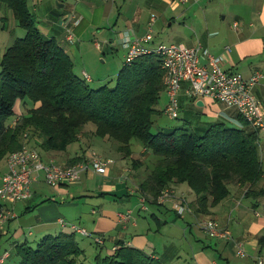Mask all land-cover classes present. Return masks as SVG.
Returning <instances> with one entry per match:
<instances>
[{"label": "crops", "instance_id": "0c3cea01", "mask_svg": "<svg viewBox=\"0 0 264 264\" xmlns=\"http://www.w3.org/2000/svg\"><path fill=\"white\" fill-rule=\"evenodd\" d=\"M28 6L38 29L46 37L56 38L74 61L75 72L83 76L88 74L90 81L93 75L103 80L119 73L128 51L126 39L145 36L155 15L152 39L145 43L146 46L153 48L167 43L191 47L200 43L202 49L222 57L221 65L225 70L239 72L245 77L260 72L262 78L254 92L264 108V0H192L189 3L176 0H28ZM70 12L76 14L77 22L66 17ZM66 26L73 28L78 38L76 43L65 39ZM24 35L25 30L14 12L0 3V59L14 41ZM98 55L109 61L112 69L104 71L97 66ZM188 85L183 81L179 93L180 109L176 120L181 123L156 121L157 131L186 126L202 135L217 122L238 129L246 125L235 107H225L209 97L191 98L186 92ZM85 137L79 138L84 141ZM110 143L92 133L91 149L85 144L76 155L79 162L94 149L112 158L114 161L108 164L105 174L88 169L81 173L80 182L55 187L43 180L33 182L31 197L14 204L17 216L9 221L8 233L0 234V240L11 238L12 246L16 247L29 237L70 232L76 226L102 237L104 243L97 245L105 255H112L126 246L139 249L160 264H264V133H259L258 137L262 168L259 180L254 184H231L230 195L210 206L206 213L195 212L197 195L185 183L173 182L170 188L177 196L187 199L194 213L179 214L173 206L175 199L155 202L147 197L142 203V192L138 191L134 179L129 178L134 172L130 158L111 150ZM133 150L132 157L141 162L150 154L139 144H134ZM59 152L63 151H40L45 162L68 164L73 158ZM6 160L7 157L0 182L7 170ZM43 184L50 189L49 197L36 191V187ZM128 212H131L130 217H120ZM201 218L218 221L231 234L232 240L209 236L196 225V220ZM77 236L79 241L87 243L86 248H91L88 243L94 247L93 237ZM239 244L245 256L237 253ZM94 249L97 251V247Z\"/></svg>", "mask_w": 264, "mask_h": 264}, {"label": "trees", "instance_id": "16d2710c", "mask_svg": "<svg viewBox=\"0 0 264 264\" xmlns=\"http://www.w3.org/2000/svg\"><path fill=\"white\" fill-rule=\"evenodd\" d=\"M0 3L14 12L25 30L0 59V162L22 146L25 130L32 147L65 151L93 123L95 136L108 139L111 150L130 158L140 191L155 202L173 182L185 183L197 195L195 212L206 213L230 195L231 184L259 180V133L247 121L240 129L217 122L202 135L186 126L152 131L155 119L164 114L159 106L164 95L167 102L166 71L159 54L125 63L115 85L93 88L75 72L74 61L57 39L38 29L28 0ZM19 106L29 112L11 126ZM134 144L150 152L145 161L132 157ZM78 159L75 156L68 164ZM77 234L95 235L74 229L46 234L35 247L27 240L17 244L20 264H160L134 247L122 246L105 255L96 241L95 258L89 262L88 248Z\"/></svg>", "mask_w": 264, "mask_h": 264}, {"label": "built area", "instance_id": "2783aa9c", "mask_svg": "<svg viewBox=\"0 0 264 264\" xmlns=\"http://www.w3.org/2000/svg\"><path fill=\"white\" fill-rule=\"evenodd\" d=\"M190 1L192 0H176L179 3H189ZM66 17H72L74 22L78 21L74 12L68 13ZM154 18L155 15L152 16L149 32L145 36L126 39L128 51L125 63L131 64L137 57L146 54L157 53L160 55L162 67L166 71L167 104L164 107V115L170 119H177L181 83L185 81L189 84L186 92L191 98L209 97L225 107H235L245 121L258 133H264V108L254 92L262 74L255 72L250 77H245L239 72L225 70L221 65L222 57L213 55L207 49H202L200 43L191 47L184 44L167 43H160L153 48L146 46L145 43L152 39ZM65 39L70 43H76L78 40L72 27L66 26ZM84 78L87 81L91 80V77L86 73ZM19 118L17 117V119ZM17 119L13 121L11 126L18 122ZM29 138L30 134L27 131L23 134L22 146L7 156V170L1 177L0 234L2 235L8 233L7 224L17 216L14 204L31 197L33 182L43 180L53 187L61 184H75L80 182L83 171L92 169L97 174H105L108 164L114 161L112 158H106L92 151L88 157L73 164H61L53 160L45 162L40 151L30 145ZM159 199L162 202L175 199L173 206L179 214L194 213L187 199L183 196H177L171 188H165ZM147 200V196L143 194L141 202L145 203ZM130 215L131 212H128L120 214V217L126 219ZM196 225L209 236H220L232 240L227 229L222 228L219 222L214 219L201 218L196 220ZM74 229L83 234L92 235L85 229H79L76 226ZM93 238L99 245L104 243V239L100 236L94 235ZM114 249L116 250V248ZM236 249L238 254L245 256L246 253L240 244L237 245ZM9 257L10 252L5 251L0 256V264H3Z\"/></svg>", "mask_w": 264, "mask_h": 264}, {"label": "rangeland", "instance_id": "374dc122", "mask_svg": "<svg viewBox=\"0 0 264 264\" xmlns=\"http://www.w3.org/2000/svg\"><path fill=\"white\" fill-rule=\"evenodd\" d=\"M24 30V29H23ZM163 40H165V37L164 35L162 36ZM122 61V60H121ZM125 61L124 60V64H125ZM97 66H99L102 70L104 71H107V70H110L112 69V66L111 64H108L109 61H105V58L103 56H99L97 57ZM120 65V64H119ZM121 68V67H120ZM81 75V77H83V74H79ZM93 78V81H89V84L93 87V88H98V87H101V86H104V85H109V86H113L115 85L116 83V80H117V74L115 75H111V76H108L107 78H104L103 80L102 79H98L96 78L95 75L92 76ZM166 101V97L165 95L162 97L161 101H160V108L163 107V104L165 103ZM17 112H16V116H13L11 119H16V117H20L21 118V115H27V113L29 112L28 110V107H22V106H19L16 108ZM17 119L18 121L20 120ZM155 120H157V122H161V123H170V124H177V123H181L180 120H176V119H170L169 117H167L166 115H161V116H158ZM94 129H95V126L93 123H90L89 125L85 126L82 131L80 132L79 134V137H84V141L79 139L77 141H75L74 143L70 144L67 149L63 152H59L61 154L65 153L66 155H70V156H73L75 157L78 153H80L82 151V149L85 147L84 145L87 144V149H91L90 147V143H91V138H92V133L94 132ZM152 131L153 132H156L157 129L155 126H153L152 128ZM27 132L26 130L24 131V133ZM23 133V134H24ZM84 135V136H83ZM100 138V137H99ZM31 139V136L29 138V140ZM22 142H23V139H22ZM110 144H113V143H110ZM93 147V146H92ZM93 151H95L94 149H92ZM97 152V151H96ZM11 153V152H10ZM8 153L7 156L10 154ZM99 154V153H98ZM6 156V157H7ZM5 157V158H6ZM5 168V165H4V160H2L0 162V174L3 173V171L6 169ZM131 168V167H129ZM2 176V175H1ZM134 175L131 174V176L129 177L130 179H134L133 181L135 182L136 184V187L139 190V181H138V178L137 177H133ZM132 177V178H131ZM136 180V181H135ZM1 183V182H0ZM172 189V188H171ZM36 191L40 194H43V196H47L49 197L50 196V189L49 187H47L46 185H41V187H36ZM143 194V193H142ZM145 195V194H144ZM146 196V195H145ZM20 202V201H19ZM193 209V208H192ZM194 210V209H193ZM41 238L38 236H33V237H29L27 240L28 242L32 245V246H36L37 243L39 242ZM11 238H3L2 240H0V255H3V253L7 250L10 252V254H12L9 258L6 259V261L3 263V264H20V257L19 255L17 254V248L12 246V241H10ZM84 246L85 244L87 243H83L82 241H80ZM89 242V241H88ZM90 245V244H89ZM88 245V246H89ZM91 248L88 247V255L90 256V258L88 257V261L89 262H92L94 261V258L95 256L92 254V252L96 249H94V247L92 245H90Z\"/></svg>", "mask_w": 264, "mask_h": 264}, {"label": "water", "instance_id": "95a60500", "mask_svg": "<svg viewBox=\"0 0 264 264\" xmlns=\"http://www.w3.org/2000/svg\"><path fill=\"white\" fill-rule=\"evenodd\" d=\"M60 6H62V4H61ZM199 103H201V104H202V102H199Z\"/></svg>", "mask_w": 264, "mask_h": 264}]
</instances>
